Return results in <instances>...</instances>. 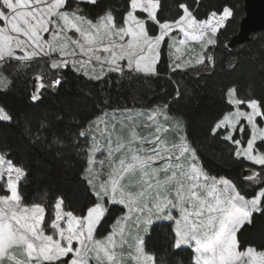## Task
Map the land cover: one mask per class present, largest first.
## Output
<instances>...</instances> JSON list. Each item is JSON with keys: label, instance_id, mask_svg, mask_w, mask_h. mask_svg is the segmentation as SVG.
I'll use <instances>...</instances> for the list:
<instances>
[{"label": "trees", "instance_id": "trees-1", "mask_svg": "<svg viewBox=\"0 0 264 264\" xmlns=\"http://www.w3.org/2000/svg\"><path fill=\"white\" fill-rule=\"evenodd\" d=\"M128 2L99 0L98 5L86 7L93 16L110 7L119 18ZM181 2L189 4L200 19L222 6H235L234 18L218 34L217 45L209 49L213 60L206 66L174 72L165 47L158 75L125 71L122 75L110 73L99 81L68 70H53L50 62L42 59L27 62L28 66L12 59L6 63L4 71L12 85L10 91L0 93V107L13 116L14 123H0V147L7 146L12 151V159L27 170L20 185L23 204L42 207L44 223L53 220L55 204L60 198H63L64 211L76 217H84L89 206L96 203L84 178L87 171L82 176L90 140L80 139L78 133L87 128L80 126H89L105 112L115 110L164 108L172 121L183 123L182 134L209 176L230 182L246 200L264 191V186L257 183L264 177V169L255 180L245 179V171L254 166L234 157L236 148L222 139L223 132L211 134L214 123L232 109L227 102L230 89L236 88L238 98L244 100L264 98V33L253 34L247 42L228 48L230 40L239 33L245 15L244 0H160L158 17L161 20L178 17ZM178 36L183 38L180 33ZM63 74L66 78L61 86H51ZM38 75L44 77L46 87L42 91L37 89ZM34 90L40 94L37 102L30 98ZM177 95L179 99L175 98ZM261 209H264L262 201L259 210L242 226V249L264 248V211ZM122 211L120 207H110L97 229L98 237L109 233ZM145 249L154 257V264H194L190 249H174L170 223L153 226L145 240Z\"/></svg>", "mask_w": 264, "mask_h": 264}, {"label": "snow or ice", "instance_id": "snow-or-ice-1", "mask_svg": "<svg viewBox=\"0 0 264 264\" xmlns=\"http://www.w3.org/2000/svg\"><path fill=\"white\" fill-rule=\"evenodd\" d=\"M98 4L99 0H27L26 3H22V6L28 10L23 23L28 29L27 35L36 47L42 49L44 45L51 46L53 41L62 40L65 36L73 39L77 34L96 45L95 48L85 49L79 41H74L81 47L80 54L87 55L88 60L78 62L61 59L58 63H50L53 70H68L99 81L104 79L107 73L102 72L94 76L85 67V65L92 66L91 61L95 58L101 65L105 62L111 65L108 69L109 73L122 75L123 72L135 68V71L144 75H158L157 68L162 58V48L165 46L175 57L176 62L172 69L174 72L201 65L206 60H213L208 54V49L217 45L218 34L234 18L236 10L234 5H225L219 10L210 11L207 18L200 19L189 4L181 2L178 4L180 10L178 17L161 20L158 17L160 0H129L124 14L119 18L115 10L110 7L95 16L91 15L86 6ZM4 23L3 18H0V26ZM149 25L153 26L155 31ZM16 29L20 31V26L17 25ZM176 32L182 34L183 38L175 35ZM189 42L198 44L199 50L189 47ZM4 43L7 45V39ZM20 48L21 45L17 43L6 53H0V93H6L11 89L12 80L4 71L9 59L25 61L31 59V55H17ZM184 49L192 54L190 58L185 59L180 55ZM59 51L62 57L75 54L64 49ZM99 52H110L111 56L101 57L98 55ZM64 78L66 75L63 74V78L58 77L52 81L51 86L58 88L64 82ZM36 80L37 89L40 91L45 89L44 77L38 75ZM30 98L33 102H37L40 99L39 91L34 90ZM175 98L179 99V95ZM227 102L234 107V112L214 123L211 134L224 133L222 139L236 148L234 157L244 159L254 166L245 171L244 178L255 180L260 176V170L264 169V98L244 100L238 98L237 89L232 88L227 93ZM242 105L248 110H242ZM242 120L245 126H241ZM2 122L12 124L14 118L0 107V123ZM80 127L83 129L87 126ZM78 136L80 139L86 138L83 130ZM88 152L87 148L86 153ZM149 159L152 164L158 162L156 157ZM177 160H180V157H177ZM95 162L94 156L89 153L86 156L82 176ZM182 166V164L177 165L178 168ZM26 176L27 170L12 159V151L7 146L0 147V264H31L33 260L40 264V255L34 246H31L30 251L26 253L27 261L11 257L10 249L19 240L26 239L24 232L42 242L44 240L50 242L45 257L47 264H88V249L84 244L83 229L74 215H69L67 222L49 224L52 230L58 231L61 235L60 240H54L51 235L42 232L39 223L42 217L39 216V211L43 209L33 211L23 204L20 185ZM257 183L264 186V177L257 180ZM93 195L95 196V193ZM62 200L63 198H60L61 204ZM109 210L102 207L97 199L96 203L85 211V217L92 219L87 215L89 211L102 212L106 215ZM206 210L207 216L203 205L195 212H185L181 208L175 216L165 218L177 225L178 233L184 236L191 235V239L197 243V251L218 248L220 251L218 264H264V248L256 246L241 248L240 234L243 228L230 225L225 209L208 206ZM193 216L196 220L192 219ZM21 229L24 231H20ZM60 229L66 231L60 232ZM5 240L11 243L5 244ZM77 244L80 247H77ZM182 247L184 246L181 245L177 250ZM212 264L217 262L214 261Z\"/></svg>", "mask_w": 264, "mask_h": 264}, {"label": "rangeland", "instance_id": "rangeland-1", "mask_svg": "<svg viewBox=\"0 0 264 264\" xmlns=\"http://www.w3.org/2000/svg\"><path fill=\"white\" fill-rule=\"evenodd\" d=\"M26 2L27 0H0V18L5 21L4 25L0 26V53H6L19 43L21 48L17 55H31V59H10L23 66H28L27 62L36 59L50 63H58L61 59L78 62L88 60L87 55L80 54L81 47L74 41H79L85 49L95 48L96 45L79 34L73 39L65 36L62 40L53 41L51 46H42V49L36 47L27 35L28 29L23 23L28 10L22 3ZM17 25L20 26V31H17ZM174 34L178 36L179 33ZM5 39L8 41L7 45L4 43ZM189 47L199 50V45L195 42H189ZM59 49L75 54L62 57ZM165 52L173 69L175 57L169 53L166 46ZM98 55L110 57L111 53L99 52ZM180 55L188 59L192 54L184 49ZM208 62L211 63L206 60L204 64L183 70L206 66ZM91 65L85 67L94 76L102 72L110 74L108 69L111 65L107 62L101 65L100 61L93 58ZM126 72L139 73L135 68ZM231 107V111L226 115L234 112V107ZM241 109L248 110L245 105H242ZM164 112V108L105 112L84 131L85 136L90 139L89 153L96 161L86 172L91 191L95 193L96 201L98 199L105 209L113 206L123 209L114 220L109 233L103 237H98L96 233L101 224V217L104 220L107 214L89 211L87 215L91 220L85 216H74L83 229L84 244L88 249V264H154V257L145 249V240L153 226L158 223L171 224L174 249L177 250L181 245L184 246L181 249H190L194 264H212L214 261L218 264V248L197 251V243L191 239V235L178 233L177 225L165 217L175 216L181 208L185 212H195L202 205L207 216L206 209L211 206L225 209L230 225L241 228L249 222L251 215L259 210L264 191L261 190L255 198L246 200L238 195L230 182L209 176L202 169L182 134L183 123L179 120L172 121L173 119ZM241 126H245L243 120ZM150 157H156L158 162L152 164ZM177 157H180V160H177ZM179 164L183 166L178 168ZM26 207L33 211L43 209L40 206ZM69 215L71 214L64 211L59 199L55 204V216L50 223L67 222ZM39 216L42 217L39 221L42 232L51 235L54 240H60L62 237L58 231L52 230L50 223H44V210L39 211ZM192 219L196 220V217L193 216ZM229 230L231 231V228ZM24 235L26 239L19 240L10 249L11 257L27 261L26 253L34 246L40 255V264H46L47 246L50 242H42L27 232H24ZM8 243L11 242L5 240V244ZM77 247L80 245L77 244ZM31 264H37V261L33 260Z\"/></svg>", "mask_w": 264, "mask_h": 264}, {"label": "water", "instance_id": "water-1", "mask_svg": "<svg viewBox=\"0 0 264 264\" xmlns=\"http://www.w3.org/2000/svg\"><path fill=\"white\" fill-rule=\"evenodd\" d=\"M244 12L239 33L228 43L229 49L247 42L253 34L264 33V0H244Z\"/></svg>", "mask_w": 264, "mask_h": 264}, {"label": "crops", "instance_id": "crops-1", "mask_svg": "<svg viewBox=\"0 0 264 264\" xmlns=\"http://www.w3.org/2000/svg\"><path fill=\"white\" fill-rule=\"evenodd\" d=\"M90 138V137H89ZM90 140V139H89Z\"/></svg>", "mask_w": 264, "mask_h": 264}]
</instances>
